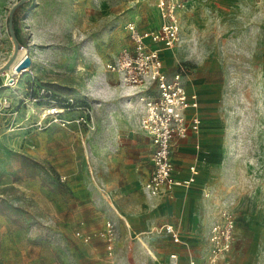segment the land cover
<instances>
[{"label":"rangeland","instance_id":"rangeland-1","mask_svg":"<svg viewBox=\"0 0 264 264\" xmlns=\"http://www.w3.org/2000/svg\"><path fill=\"white\" fill-rule=\"evenodd\" d=\"M19 1L0 0V264H170L161 225L180 214L141 187L148 162L138 102L111 89L122 83L106 69L132 44L127 22L140 31L155 25L156 0H28L20 13L26 46L12 62L27 55L31 63L16 73L4 64L14 49L6 20ZM213 1L186 5L167 64L209 75L206 42L227 65L212 74L224 123L207 176L206 224L224 209L232 215L221 264H264V71L252 57L264 0L238 4L233 49ZM107 222L112 256L100 236Z\"/></svg>","mask_w":264,"mask_h":264},{"label":"built area","instance_id":"built-area-1","mask_svg":"<svg viewBox=\"0 0 264 264\" xmlns=\"http://www.w3.org/2000/svg\"><path fill=\"white\" fill-rule=\"evenodd\" d=\"M192 1L195 0H156L158 26L140 31L135 22H127L125 28L131 46L123 48L106 63V69L118 75L119 81L132 91L138 102L139 127L151 145L149 159L152 169L143 184L145 194L150 197L170 193L177 186L188 187L197 174V169L191 165L189 177H175L171 154L175 144L186 139L190 131L198 130L201 122L199 98L196 93L187 92L185 66H179L168 76L163 71L160 55L161 49H171L180 41V14ZM220 217L221 221L210 225L208 250L201 264H220L230 250L234 228L232 215L224 209ZM162 228L173 242H179L178 232L172 224H165ZM100 236L105 240L109 256H112L111 223L105 224ZM80 237L88 242V236ZM169 261L170 264H179L177 254L171 253ZM187 264L196 263L190 259Z\"/></svg>","mask_w":264,"mask_h":264},{"label":"crops","instance_id":"crops-1","mask_svg":"<svg viewBox=\"0 0 264 264\" xmlns=\"http://www.w3.org/2000/svg\"><path fill=\"white\" fill-rule=\"evenodd\" d=\"M244 2V0L213 1V11H211V13L217 17L223 29L221 31H226L225 39L227 40L228 46L226 47L228 49H233L232 46L235 48L239 47L237 41L240 39L241 25L238 20V4ZM184 11L180 14V21ZM155 20V25L152 28L146 29H155L158 26L159 19L157 12ZM260 30L261 31H259L258 26L253 37L255 43L253 45L252 57L254 69L258 70L261 68L262 71H264V24L261 26ZM214 48V46L208 45L205 42L204 54L207 57L209 56V58H205L204 66L205 70L210 73L209 75L205 74L193 77L190 74L191 69L184 65L186 68V72L184 73L185 86L188 93H196L198 95V114L201 122L197 131H190L186 139L174 145L171 154L175 177L179 179L189 177L191 175L189 170L191 165L195 166L197 174L190 186H177L174 187L170 193L155 196V198L165 201L169 211H178V214H180V216L175 219V223H173V221H167L161 225L163 235L166 237L165 245L166 247L168 245L169 248L167 251H164L166 257L169 261V255L171 253L177 254L179 264H187L190 259H194L196 264H201L209 245L208 232L210 226L209 223L206 224L209 215V210L207 208L208 200L206 198L209 197V193L205 188L209 185L207 176L210 172L209 168L212 167L210 160L212 159L211 157L215 155L214 152H216L215 150L218 145L221 144L224 123L222 106L220 104L221 94L219 91V83L215 81L212 74L227 71V65L225 63H217L216 60L212 58L215 52ZM172 51L171 49H161L160 52L163 71H165L168 76H171L180 66L174 65L171 67L167 64L169 60H172V58H170V53ZM141 132L146 137V159L148 162L146 176L141 183V187H143L144 182L149 177L152 165L149 159L151 150L150 140L142 130ZM126 179H134V174L130 176L127 175ZM200 191L203 192L200 194L198 193ZM198 215H201V221ZM187 218H191L190 221L187 220ZM169 223L172 224L178 232L179 242H173L171 236L163 230L162 226ZM82 235H84V233ZM198 235L199 238H197ZM79 240L83 244H88L89 242L85 243L82 239Z\"/></svg>","mask_w":264,"mask_h":264},{"label":"trees","instance_id":"trees-1","mask_svg":"<svg viewBox=\"0 0 264 264\" xmlns=\"http://www.w3.org/2000/svg\"><path fill=\"white\" fill-rule=\"evenodd\" d=\"M28 0H20L7 16V27L11 36H14L20 46H26V40L22 36L20 27V13L28 6Z\"/></svg>","mask_w":264,"mask_h":264},{"label":"water","instance_id":"water-1","mask_svg":"<svg viewBox=\"0 0 264 264\" xmlns=\"http://www.w3.org/2000/svg\"><path fill=\"white\" fill-rule=\"evenodd\" d=\"M16 5V4H15ZM14 5V6H15ZM13 6V7H14ZM12 7V9H13ZM11 9V11H12ZM10 11V12H11ZM12 38V41H13V44H14V49H13V53H12V56L10 57V59L4 64V68H8L9 67V64L13 61V59L16 57V54L20 48V45L19 43L16 41L15 37L14 36H11ZM31 63V60L29 58V56L25 55L20 61H18V63L16 64L15 66V70L16 71H22V70H25ZM2 70V69H1Z\"/></svg>","mask_w":264,"mask_h":264},{"label":"bare ground","instance_id":"bare-ground-1","mask_svg":"<svg viewBox=\"0 0 264 264\" xmlns=\"http://www.w3.org/2000/svg\"><path fill=\"white\" fill-rule=\"evenodd\" d=\"M18 60H15L14 62H12L11 64H10V68L11 69H14V71L16 72V73H19V71H16L15 70V66H16V64L18 63L17 62ZM104 85V84H103ZM111 88V87H110ZM111 89H113V91L115 92V93H117V94H119V95H123V96H129V95H132V91L131 90H129L128 88H126V87H124L122 84H119V85H117V86H115V87H112ZM110 91V90H109ZM112 91V90H111ZM54 108V107H53ZM53 108L52 109H49L48 110V114H50V113H53V112H55L56 110H53Z\"/></svg>","mask_w":264,"mask_h":264}]
</instances>
